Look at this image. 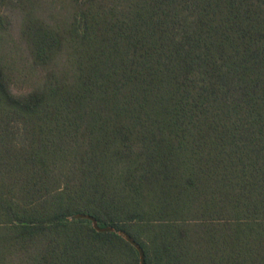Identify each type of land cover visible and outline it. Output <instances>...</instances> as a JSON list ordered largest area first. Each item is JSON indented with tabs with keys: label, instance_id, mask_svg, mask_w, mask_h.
<instances>
[{
	"label": "trees",
	"instance_id": "trees-1",
	"mask_svg": "<svg viewBox=\"0 0 264 264\" xmlns=\"http://www.w3.org/2000/svg\"><path fill=\"white\" fill-rule=\"evenodd\" d=\"M66 1L13 92L0 0V264H264V0Z\"/></svg>",
	"mask_w": 264,
	"mask_h": 264
},
{
	"label": "rangeland",
	"instance_id": "rangeland-1",
	"mask_svg": "<svg viewBox=\"0 0 264 264\" xmlns=\"http://www.w3.org/2000/svg\"><path fill=\"white\" fill-rule=\"evenodd\" d=\"M66 2V0H38L37 2L25 0L23 7L18 6L3 10V19L9 23L6 36L9 57L16 63L18 69L17 78L11 85L13 92L26 91L34 82L31 72L26 68L27 51L20 37L23 19L31 13L37 19L50 20L55 17V19L66 21ZM26 4H29L32 9H29Z\"/></svg>",
	"mask_w": 264,
	"mask_h": 264
}]
</instances>
